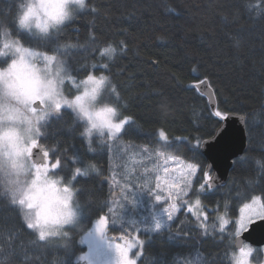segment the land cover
I'll use <instances>...</instances> for the list:
<instances>
[{"label": "trees", "instance_id": "trees-1", "mask_svg": "<svg viewBox=\"0 0 264 264\" xmlns=\"http://www.w3.org/2000/svg\"><path fill=\"white\" fill-rule=\"evenodd\" d=\"M15 9L16 0H0L7 35L64 58L77 79L108 75L106 98L131 119L102 145L85 141L70 109L41 126L37 142L47 160L60 161L50 172L73 179L79 189L78 222L41 241L19 207L0 196V264H76L87 250L81 235L102 215L108 233L141 237L138 264H232L234 218L255 196L264 203V0H89L87 10L43 39L16 28ZM2 38L0 33V46ZM108 47L114 49L110 56L103 52ZM10 59L0 57V66ZM203 80L214 91L215 110L197 87ZM228 114L245 117L247 147L233 160L228 180L216 186L204 177L211 173L200 149ZM139 150L197 166L186 199H197L206 210L205 226L182 203L167 228L152 229V210L139 204L148 201L158 168L149 184L141 172H130ZM221 212L229 224L221 230L209 226ZM251 260L264 264V246L253 247Z\"/></svg>", "mask_w": 264, "mask_h": 264}, {"label": "clouds", "instance_id": "clouds-1", "mask_svg": "<svg viewBox=\"0 0 264 264\" xmlns=\"http://www.w3.org/2000/svg\"><path fill=\"white\" fill-rule=\"evenodd\" d=\"M88 7L89 0H16L12 23L19 31L43 39L59 32ZM8 31L6 25L0 24V33L7 37ZM5 50L11 53L12 59L7 65L0 66V98H7L15 82V77L8 75L15 62L20 78L36 73L45 82L55 83L60 99L69 102L66 106L72 109L80 123V134L86 142L91 144L95 139L97 145H102L112 136L111 125L122 121V116L120 107L106 98L112 88L108 75L96 76V82H82L78 94L68 98L61 90L62 82L67 78V68L59 57L49 63L16 39H5L0 51ZM76 96L81 97V101L72 103ZM2 116L4 123L0 126V133L8 127H15L17 143L13 146L6 139H0V196H6L19 207L23 220L32 226L38 238L41 232L46 234L45 239L59 236L66 227L78 222L79 189L74 186L73 179H66L62 174L41 170L36 175L27 155L32 138L27 125L9 124L6 111ZM256 163L262 161L257 159ZM230 255L232 264H237L239 248Z\"/></svg>", "mask_w": 264, "mask_h": 264}, {"label": "rangeland", "instance_id": "rangeland-1", "mask_svg": "<svg viewBox=\"0 0 264 264\" xmlns=\"http://www.w3.org/2000/svg\"><path fill=\"white\" fill-rule=\"evenodd\" d=\"M5 39L12 40V39H16V38H12L9 35H7V37H5L3 34V38L1 41L0 48L3 47V43H4ZM16 40H18V39H16ZM34 50L38 53L53 55V54H50V53H47V52H44L41 50H37V49H34ZM5 51H7V50H5ZM8 56L10 58L12 57L10 52H9ZM60 59L64 62L66 68L68 69L67 64L65 62V59L64 58H60ZM10 61H11V59H10ZM71 76L73 77V79L72 80H66L65 84L62 85V88H61L64 95L68 98H74V96L76 94H78L79 85L82 83V81L87 79V76L82 78V79H77L73 75H71ZM66 84H67V87H65ZM34 107H37V106H34ZM62 108L72 110L71 108H68L66 105H63ZM51 116L46 118L45 121L39 122L40 128ZM121 116H122V120L126 121L125 124L127 123V121H130V119H131L128 116H124V115H121ZM125 124H124V126H125ZM124 126L122 127V129L119 133H117L115 136L108 137L107 140L108 139L112 140L113 138L119 136L121 134ZM39 134L34 137V139H36V141L38 140ZM162 137H163V135H162ZM35 146H32L31 143H29V145L27 147H31V153H32L33 147H35ZM31 153L27 154L29 162L32 165L45 166V168L48 170L47 172H50V170L52 169V165L56 164V163H51L50 160H47V159H49L48 158L49 154L47 157H45L46 161L44 164H42V165L35 164L30 157ZM136 153H137L136 157L129 164V169H130V172H132V173H135V171H136V173H137V171L141 172L144 175L143 180L144 181L146 180V182H147L146 184H149L150 178L152 177V173H150V172H152V170L158 168V172H156L157 175H156V179H155V184H154V186H152L151 193L149 195L146 194V190L149 188V186L145 187L144 189L142 188L143 189L142 190L143 195L148 196L147 197L148 201H143L139 204L140 206H144L145 209L152 210V213L150 215L151 216L150 225L152 226V229L154 231H159V230H155V228H154V217H158L161 215V213H165V209H168L169 206L173 203L176 204L177 211L173 214L172 220L168 221L166 226L163 227L162 229L167 228L169 226V224L173 221V219L176 217V214L182 208L181 207L182 203H184V204L188 203V205H189L188 209L193 212L192 214H194V217L196 218V222L199 225H204V223H206L208 220V213H206V210H203L201 208V206L199 204H197V199H193V201L191 203H189V200L186 199V197L189 194L190 189L192 187V183H193L192 181L194 180V178L197 174V171H198L197 166H196V172L192 173L191 175H188L186 166L189 164H192V163H189V162H186L180 158L172 157L170 155H166V154H162V153H159L156 156L154 154H151V153H144V150H139ZM165 169H167V171H165ZM182 170L185 172V175H183V176L181 175ZM33 171H34V169H33ZM75 174H77V173H75ZM75 174L72 178L75 177ZM186 180L188 181L187 187H185V181ZM158 183L160 184L159 188L156 187V185ZM180 189H183V191H180ZM170 192L172 193L171 196L169 195ZM157 194H159L161 196V199L159 201L156 200ZM255 197H259V196H255ZM253 199L246 204L250 205L252 203ZM260 202H261V199H260ZM245 205L240 209L238 216L236 218H234L233 222H235V224H236V229L234 232L235 235H236V231L239 227V225L237 224V221L240 220L242 215L247 213V209H245ZM165 216H166V213H165ZM222 216L228 222H230V218L226 217V215L225 214L223 215V213L221 212V213H219V216L214 218V219H216L215 220L216 222L211 223L209 226H211L212 228L215 227L216 229H219V230L223 229L226 225L223 228L221 227L220 217H222ZM101 217H104V219H105L104 233L96 231L97 225H98ZM105 217H106V215H102L99 218H96V220L93 222L91 228L81 235L82 241L84 243H86V246H87V250L84 251L81 254V256L87 257V258L86 259L80 258V261H86L85 264H119V254H118L114 245L115 244H121L123 246L126 244V242H131V243L136 244V246L130 250L129 258L136 260V264H138V259L141 255V251H142V249H141L142 244L136 243V242L137 241H143L141 239V237L137 238V234H135L134 235L135 237L122 239L121 237L118 238L115 235L108 233V231L106 229L107 228V219ZM257 219H259V218L253 217V220H257ZM246 245L250 246L252 248V252H253V247L248 243ZM252 252H251V254H252ZM251 254L249 257V264H254L251 260ZM76 264H78V263H76Z\"/></svg>", "mask_w": 264, "mask_h": 264}, {"label": "snow or ice", "instance_id": "snow-or-ice-1", "mask_svg": "<svg viewBox=\"0 0 264 264\" xmlns=\"http://www.w3.org/2000/svg\"><path fill=\"white\" fill-rule=\"evenodd\" d=\"M114 51L113 48L108 47L103 49L105 54H111ZM9 53L7 51H0V57H8ZM41 57L42 60H46L51 63L55 61L57 56L47 55L42 53H37ZM12 59V57H11ZM17 65L13 62L12 67L8 70V75L15 77V82L12 84V88L7 94V98H0V126L3 125L4 120L2 113L7 112L8 117L7 120L9 124H17L24 123L27 125L28 131L32 134L31 145L35 146L37 141L34 139L36 135H38L41 131L39 122L45 121L49 116L59 113L62 109L63 105H67L69 102L67 100H61L55 83L52 81L45 82L38 74L33 73L28 75L27 77L20 78L17 73ZM105 68L107 65L104 66ZM73 77L69 74V70L67 69V78L62 82V85L65 84L66 80H72ZM83 83L96 82V76L89 74L87 79L82 81ZM115 91V88H113ZM81 97L76 96L75 100L72 103L80 102ZM39 107H34L33 105L37 104ZM68 107V106H67ZM70 108V107H68ZM221 112L216 111L215 116L221 117ZM242 119V118H241ZM126 121H120L117 124L111 125L113 129L112 136H115L119 133L124 126ZM163 135V133H161ZM0 139H6L10 145L15 146L17 143V129L15 127H8L4 130L3 133H0ZM31 153V147H27V154ZM44 156H48V152L44 153ZM60 161H57L56 164L52 165L53 168H56ZM187 167V174L191 175L196 172V165L189 164ZM33 169L36 175H39L40 171L47 173V169L45 166L33 165ZM76 173H80L81 169L76 168ZM167 171V169H165ZM181 175H185V172L182 170ZM204 177L206 180H210L208 173H204ZM188 186V181H185V187ZM157 188L160 187L158 183L156 185ZM203 188L204 185H201ZM183 191V189H180ZM171 196L172 193L170 192ZM161 196L157 194L156 200L159 201ZM200 202L197 201V204ZM245 209H247V213L242 215L240 220L237 221L239 225L236 235L239 236L243 230H246L247 226L253 222V217L264 219V203L260 202L259 197H255L250 205H245ZM177 211L176 204L173 203L169 206L168 209H165V213H161L160 216L154 217V228L155 230H160L166 226L168 221H171L173 218V214ZM221 227L223 228L228 224V221L222 216L220 217ZM104 217L100 218V221L97 225L96 231L104 233ZM29 229H31V225H27ZM66 236L67 233H64ZM46 234L41 232L39 240L44 241ZM122 239H125L122 237ZM136 243L142 244L143 241H137ZM118 254H119V264H136V260L129 258V252L133 249L136 244L131 242H126L125 245L115 244L114 245ZM252 252V248L248 245H243L239 248V256L237 257V264H249V257ZM81 259H86L87 257H80Z\"/></svg>", "mask_w": 264, "mask_h": 264}, {"label": "water", "instance_id": "water-1", "mask_svg": "<svg viewBox=\"0 0 264 264\" xmlns=\"http://www.w3.org/2000/svg\"><path fill=\"white\" fill-rule=\"evenodd\" d=\"M197 87L206 95L212 109L215 110L216 97H214V91L208 81H201ZM33 106L39 107L38 103ZM245 147H247L245 117L237 116V114H228L224 117L213 136L202 142L200 150L207 160V171L211 173V181L216 186H220L228 180L233 160L245 152ZM44 151L45 147L40 144L33 147L30 157L35 164L45 163ZM110 181V176L104 178L105 184ZM233 243L235 249L246 243L252 247L264 246V219L253 220L246 230L235 237Z\"/></svg>", "mask_w": 264, "mask_h": 264}, {"label": "flooded vegetation", "instance_id": "flooded-vegetation-1", "mask_svg": "<svg viewBox=\"0 0 264 264\" xmlns=\"http://www.w3.org/2000/svg\"><path fill=\"white\" fill-rule=\"evenodd\" d=\"M36 145H39V143L37 142V144ZM44 152H47L46 151V148H45V151ZM121 237H124L125 238V236H121ZM119 238V237H118ZM83 262V263H82ZM86 263V261H78V264H85Z\"/></svg>", "mask_w": 264, "mask_h": 264}]
</instances>
